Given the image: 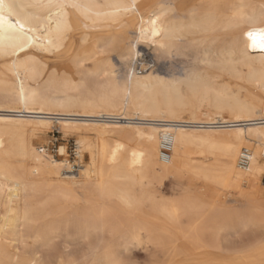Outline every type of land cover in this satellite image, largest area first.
Listing matches in <instances>:
<instances>
[{"label":"bare ground","instance_id":"6f19581e","mask_svg":"<svg viewBox=\"0 0 264 264\" xmlns=\"http://www.w3.org/2000/svg\"><path fill=\"white\" fill-rule=\"evenodd\" d=\"M76 40L71 63L49 70L42 58L74 49ZM261 45L264 0H0V206L5 207L0 263L48 264L39 255L60 230L83 240L93 256L110 258L131 247L139 253L140 245L144 252L156 248V221L172 224L185 208L215 223L230 222L237 212L227 207L218 188L249 203L264 173V99L251 92L255 88L264 95ZM143 48L160 56L194 51L196 64L170 80L150 71L129 76L132 59ZM107 53H114L124 69L119 80ZM59 74L73 82V89L82 87L76 80L83 78L102 82L95 85L97 93L82 97L62 90L44 96L24 83L25 78L37 83L45 75L52 82ZM224 76L242 85L234 87ZM103 116L118 120L103 121ZM54 124L93 133L94 145L78 141V149L82 146L89 156L79 173L65 161L38 154L26 141L5 140L12 129ZM164 133L171 135L167 163L158 157ZM111 135L118 138L111 142ZM194 145L213 158L192 157ZM243 147L250 152L245 170L237 166ZM64 149H58L61 156ZM168 177L187 178L188 184L176 199L162 201L154 184ZM135 185L152 204L147 214H139ZM114 199L124 209L112 215ZM189 243L200 252L209 248L197 237ZM223 252L195 259L191 254L183 264H264V243Z\"/></svg>","mask_w":264,"mask_h":264},{"label":"rangeland","instance_id":"374dc122","mask_svg":"<svg viewBox=\"0 0 264 264\" xmlns=\"http://www.w3.org/2000/svg\"><path fill=\"white\" fill-rule=\"evenodd\" d=\"M106 30L109 33L112 32L111 28H107ZM131 30L132 29L129 28L126 32ZM75 42L74 49L66 47L60 52L42 58V61L45 62L47 68L49 70L54 68H66L73 60L77 51L79 42L77 40ZM148 50L151 51L154 59L161 67L156 71L150 72L166 80L178 77L180 73L184 72L195 63L193 61L194 51L184 55H176L175 53H172V55L160 56L154 52L153 49ZM107 54L114 65V68L112 69L114 71L113 74L118 77L117 80H119V77L124 73V69L118 68L119 66L116 63L114 53ZM95 61L97 60L94 59V61L92 60L91 62L94 63ZM83 66L85 68L92 67L90 63H84ZM78 69L83 68L79 66ZM223 79L226 82L231 83L234 87L236 84L242 85V82L235 80L234 77L224 76ZM76 81L77 83L82 84L81 88L73 89V82L65 79L63 74H59V76L56 77V80L52 82L47 81L46 75L38 80L37 83L26 78L24 79L25 84L27 83L33 89H38V92L44 96H54L56 94L61 95L62 93L59 90H62L65 91L67 95L82 97L86 93H97L94 89L95 85L102 82L100 79L94 77L83 78ZM180 92L184 96L187 94L184 87L180 88ZM251 92L255 97L264 99V95L259 93L255 88H251ZM203 111H209L208 107H204ZM10 133L11 135L6 136L5 140H11L12 142L26 141L31 148L35 149L37 153L39 152L38 154H45L55 162L65 161L68 165L72 166L74 174L79 173V171L89 162L88 153L84 151L83 147L81 146L78 149V141L86 139L92 145L96 143V139L91 132L59 129L55 124L49 129H26L25 131L12 129ZM111 138L115 140V138L117 139L118 137L116 135H111L108 139L112 142L113 140ZM60 146L65 148L63 156L58 152ZM190 151L196 153V155L192 156L195 158H213L211 155L206 154L204 150L197 145L191 146ZM260 161L264 162V159L260 158ZM27 163L31 169L37 167L36 163L31 162L30 160ZM187 184V178L176 179L168 177L157 179L154 184V192H156L162 201H171L179 196L181 189L186 187ZM195 185H200V182L195 181ZM145 189L146 188H143V191ZM218 190L221 191V194L225 195L227 207L232 208L237 212L230 216V222H227L226 225H222L220 222L215 223L212 218L205 214L203 215L202 211H200L202 213H199L198 211L197 214L192 215L190 214L189 209L185 208L177 221L172 224L163 219H158L156 221L158 238L157 246L154 249L147 248L146 252L143 251V245H140L136 248L139 250V253H133V248L131 247L129 252L123 251L122 253H115L110 258H105L96 254H94V257L93 254L86 251V243H84L83 240L77 239L74 235L72 236V232L70 233V236H66L64 232L60 230L56 232L53 240L39 256L48 264L65 263L68 260H74L78 264H109L110 262V264H183L184 260L191 254H194L192 255L194 256L192 259L197 258L201 253L204 255L207 254L210 257L223 256L225 255L223 252L225 248L248 251L250 249L252 250V248L257 245L264 243V173L261 175L258 188L249 203L237 198L234 194H228L227 191L229 190L225 191L219 188ZM132 194L140 201L139 214L141 213L140 215H142L149 213L152 204L145 199V194L141 192V188L138 185L133 187ZM111 205L113 206L112 215H115L124 209L123 205H121L116 199L112 201ZM4 211L5 207L1 205L0 220L1 214H3ZM219 227H221V230H219ZM228 227H231V229H227ZM110 237L112 240L117 238L113 232L110 233ZM194 237H197L202 244L207 245L209 248L203 252L193 250L189 241ZM213 246H217L218 249L216 251L213 250ZM63 251H71V253H69L68 256L65 255ZM105 259H107L109 263ZM211 264L216 263L212 262Z\"/></svg>","mask_w":264,"mask_h":264},{"label":"built area","instance_id":"2783aa9c","mask_svg":"<svg viewBox=\"0 0 264 264\" xmlns=\"http://www.w3.org/2000/svg\"><path fill=\"white\" fill-rule=\"evenodd\" d=\"M160 65L156 62L153 54L147 48H143L142 51L137 53V55L132 59L130 68L128 70L129 76H140L146 72L160 69ZM103 121L118 120L109 116H103L101 118ZM171 152V135L169 133H164L161 135L159 144L158 157L160 162L167 163L170 158ZM264 159V151H263ZM250 162V152L247 149H241L238 159L237 166L241 170L247 169Z\"/></svg>","mask_w":264,"mask_h":264},{"label":"snow or ice","instance_id":"6c2138e0","mask_svg":"<svg viewBox=\"0 0 264 264\" xmlns=\"http://www.w3.org/2000/svg\"><path fill=\"white\" fill-rule=\"evenodd\" d=\"M262 47H264V45H261Z\"/></svg>","mask_w":264,"mask_h":264}]
</instances>
